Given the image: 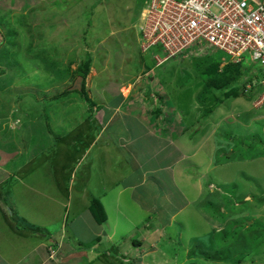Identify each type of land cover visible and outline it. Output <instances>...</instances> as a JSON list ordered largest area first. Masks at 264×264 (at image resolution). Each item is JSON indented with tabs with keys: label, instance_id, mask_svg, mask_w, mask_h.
<instances>
[{
	"label": "rangeland",
	"instance_id": "obj_1",
	"mask_svg": "<svg viewBox=\"0 0 264 264\" xmlns=\"http://www.w3.org/2000/svg\"><path fill=\"white\" fill-rule=\"evenodd\" d=\"M144 1L146 0H0V68L5 71L0 76V255L7 259L11 258L12 247L18 245V235L12 230L25 237L19 227L8 228L7 223H14V220L7 218L10 214V200L6 199L5 203V195L1 191L9 176L12 175L11 179L14 180L25 177L39 182L42 177L54 172V176H50L55 181L68 183L69 176L55 175L56 172L59 173L61 167L69 170L73 166L71 155H76L74 148L81 146L83 136H97L102 129L100 121H107L111 115L112 126L105 134L101 133L102 139L88 156L91 172L82 174L79 165L74 175L77 179L86 181L90 195L94 196L97 187H108L107 185H112L111 180H117L128 173L129 164L127 166L125 159L120 160L122 170L115 174L109 172L105 159L107 155L110 163L113 161L112 157H115V143H111L109 136H120L125 142L124 139L131 132L121 133L119 125L122 121L123 125L134 124L130 116H126L125 122L122 120L123 110L116 114L119 107L128 108L133 113L141 111L143 116L145 113L152 114L158 117L157 121L162 119L170 127L171 123L175 124L171 127L174 130L170 131V135L167 134L168 140L163 142V145L166 144L164 149L160 152L156 150V166L151 169L154 170L159 167L162 158H165L164 150L171 152L168 142L175 138L171 132H183L181 122L176 126L171 120L174 112L185 115L184 129L194 135L198 125L203 123L201 118L205 117L206 109L212 108L213 113L209 118H220V113L222 116L227 114L225 108L230 103L234 107L233 111L242 109L250 120H257V124L250 123L246 131H243L246 132L243 135L245 137L234 128V135L228 140L233 141V144H226L228 149L232 148L229 155L226 156L227 149L222 157L217 158L216 163L221 160L231 162L239 157L246 162L254 156L252 159L260 161L257 164L249 162L248 172L254 173L256 180L246 181L244 178L238 183L242 194L234 190L230 197L227 196L228 191L225 194L226 191L222 192L218 187L208 184L207 175L204 176V183L212 190L215 189L212 195L204 185L199 194L195 188H188L181 182L180 185L184 188H178L182 196L167 206H158L157 201L150 198V194H141L142 189L139 187L134 193L138 203L143 205L139 204L138 209L125 205L121 207L119 214L121 222L125 224L120 225L115 238L101 239L102 243H110L103 246L106 251L101 256L102 260L95 261L102 264L113 263L112 260L115 259L117 264H127L129 260L136 261L137 264H264V180L259 181L264 175V110L257 117L253 116L252 104L257 99L252 100L255 93L239 94L224 102L225 106H218L217 97L206 87V81L210 78H205L204 73L212 63L211 58L225 59L223 54L213 53L208 56L200 49L193 50L195 53L190 52L188 47L184 54L168 57L170 59L162 64L160 60L167 58V55L155 52V49L147 51L149 48L146 49V37L141 34L137 19ZM155 53L161 55L152 59ZM203 55L206 56L200 58ZM86 63V99L79 93V96L70 94L53 100L54 95L60 94L71 84L70 79ZM226 64L228 63L220 64L219 68ZM240 65L246 74L256 76L258 73L257 64L247 55ZM59 72L63 74L57 77ZM192 95L203 103L192 100ZM260 98V101H264V95ZM159 104L161 113L165 110L163 116H159L156 111ZM200 119L196 124L195 120ZM206 127L208 126L203 131H206ZM240 137L241 141L246 137L247 139L241 142L238 139ZM143 141L146 146H151V137ZM122 144L124 143L119 142V146ZM155 145L154 143V147ZM154 147H150L148 151H154ZM211 147L212 142H208L207 150ZM115 159L118 160V157ZM199 161L202 170V163H206L203 155ZM62 164L64 165L61 166ZM149 165L144 164L141 170L148 169ZM86 168L88 169L87 165ZM216 172L218 171L214 173ZM221 174L223 175V171ZM138 175L139 170L136 175L131 174L134 177ZM167 180L168 178L164 181ZM76 186L81 190L84 185L80 183L79 186L77 182ZM246 188L248 192L244 194ZM68 192H63L64 195L61 196L69 198L71 192ZM108 195L111 196L109 193ZM187 201L188 204L192 203V207L180 210ZM44 203V200H38L37 205L42 208L46 206ZM99 203L101 206L104 204L102 200ZM84 204L85 208H89L88 201H84ZM21 210L24 209L18 208V211ZM146 211H149V220L145 216ZM88 213L86 215L82 210V215L74 223L67 221L66 228V235L69 234L71 243H81L80 249L83 250L93 244L90 241V230L94 220L93 214ZM109 214H112L111 211ZM172 214L176 216L169 219V226L166 227L169 218L167 215ZM25 220L32 223L26 217ZM142 224L155 229V235L148 241L154 247L148 252L149 246L143 244L142 254L134 256L133 253L130 254L133 249L131 245L141 242L139 233ZM128 225L135 226L136 229L128 230ZM49 226L45 224L43 230L46 234H53L54 230H50ZM6 228L13 233L11 236ZM28 231L33 235L32 240L41 235L36 230ZM64 231L62 230V235ZM124 239L127 244H123ZM125 245L126 248L123 247ZM92 257L94 258L93 255ZM34 258L35 255L29 256L23 264H32Z\"/></svg>",
	"mask_w": 264,
	"mask_h": 264
},
{
	"label": "crops",
	"instance_id": "obj_2",
	"mask_svg": "<svg viewBox=\"0 0 264 264\" xmlns=\"http://www.w3.org/2000/svg\"><path fill=\"white\" fill-rule=\"evenodd\" d=\"M159 83H161V81ZM262 96L263 95H260L256 100L253 101V116L257 117L258 114L260 112H263L264 110L262 109L264 108V101H260V97ZM191 99L196 102L199 101V103H203L202 100H198L197 96L195 95H192ZM231 99H227L224 102ZM224 102L217 104L218 106H221V104L225 106ZM257 102L258 104H256ZM118 105L119 104H117V107ZM255 105H258L259 108L255 107ZM160 107L161 106H156V110ZM232 107L233 106L230 103L226 105L225 109L227 110V114H225V116H222V114L220 113V118H209L208 116L213 113L211 111L212 108L209 107V109H206L205 117L201 118L203 123L198 125V129L195 130L194 135H191L188 129H184V122L186 121L185 115L183 113L180 114V112L178 111L176 113L174 112L172 114L171 120L176 123V126H179L181 122V125L183 126V132H171V135L175 137L174 140L176 139V141H169L168 146L170 147L171 152L174 153L171 154V152H166L164 150L165 158H162L160 164H158L159 167H155L154 170L151 169L156 166V162H154V159L156 158V150L160 152L164 149V146L166 144L163 145V142L168 140L167 134L169 133L170 135V131L174 130L171 127H174L175 124L172 125L171 123L170 127L167 126V123H164V120L162 119L157 121L158 117H154L152 114L147 115V113H145L143 116L140 113L141 111L133 113L128 108L122 109V107H119L116 110V114L123 110V114L121 113L123 117L122 120H124L125 122L126 116H130L134 124L125 125L124 123L123 125V121H120L121 124L119 125L118 130L121 133L128 131L127 133L131 132V134L127 135L126 139H124L125 142H123V139L120 136H117V138L109 136V140L111 141V143H115L113 145L115 151L114 156L118 157V160L115 159V157H112L113 161L109 163L107 155L105 156V159L107 160V168L112 174H115L122 170L120 160L125 159L127 161V166L129 164L128 173L124 177L117 178V180H111L110 182L112 183V185H107L108 187L103 185L97 187L96 194L94 196L90 195V190L87 189V184H85L86 181L81 178L77 179V177H75L74 175L76 174V168L79 165H81V170L79 171H81L82 174L85 175L86 173L89 174L91 172L89 169V162L87 161L88 156L95 148L97 143H99V141L102 139L101 133L103 132L105 134L110 126H112L110 124V120L112 118L111 115L107 119V121H100L102 129L99 133H97V136H92V134L83 136L84 138L80 142L81 146H76V148H74L76 155H71V163L73 164V166L69 170L61 167L60 172H56L55 175L63 174L64 176H69L68 183L65 184L55 181L50 176V174L54 176V172L48 174L47 177H42V180L39 182L28 180L25 177L22 180H14L11 179L12 175L9 176V178H7L8 180L3 183L4 186L1 192L3 195H5V197L3 198L5 203H7L6 199L10 200L8 209L10 214L7 218L13 219L14 223H6L8 224V228L11 229L12 226L19 227L20 232L24 233L25 237H22L18 231L12 230L16 233V235H18V237H16L18 239V245L17 247H12L11 251L13 253L11 255V258L7 259L4 255H0L1 263L23 264V262H25V260L29 258V256L35 255L32 264H102L98 261L102 260L101 256H103L106 251L103 246L106 245V243L109 244L110 242L108 241L102 243L101 239H106V237L108 240H110L109 237L115 238L117 231H120V225L125 224L124 222H121V214H119L122 206L125 205L126 207L130 206L132 208H137L139 204L143 205V203H138L136 194L134 193L139 187H141L142 189L140 193L150 194V198L156 200L158 206L162 204L164 206H167L170 204V202H175L180 199V196H182V194H180V189L178 187L181 186L180 188H184L182 184L180 185L181 182H183L184 185L188 186V188H195L199 194H201V192L203 191V185L206 186L205 188H207V190L210 189L209 192L211 195L213 194L212 191L214 192L215 189L212 190L211 188H209V186L206 185L207 183L214 187H218L219 190H223L222 192L226 191L225 194H228L229 192L227 196H229L234 190L237 193L242 194L243 191L238 188V183L244 178L246 181L250 179L252 181L256 180V178L254 177V173L248 172V168L250 167L248 166L250 165L249 162L252 161V164H257L260 160L258 161L257 159H252L254 156L252 158L250 157L251 160H248L246 162L243 158L240 157L237 160L235 158V160H232L231 162H228V160L226 159V162L224 160H221L220 163H216V160L219 156L222 157V153L228 149V145L226 147V144L228 142H231V140H228L231 135H234V128H237L239 134L243 136L246 133H243V131H246L250 123L255 122L257 124V120H250L247 113H243L242 109H235L236 111H233L234 107ZM112 108V111H114L115 106H113ZM169 109L172 110L170 107ZM163 111L161 114L162 116L164 114ZM201 119L195 120V123L197 124L199 121H201ZM70 125L72 124L70 123ZM205 126L208 127H206L207 129H205L206 131H203ZM150 137L152 141L151 146H146L143 140H146L148 138L150 139ZM247 137L244 138V140H246ZM56 138L59 139V137ZM238 139L240 141L242 140L241 137ZM244 140L241 142H244ZM119 142H122L124 144L119 146ZM208 142H212V147L210 150H207ZM154 143L156 144L155 147ZM231 144H233V141L231 142ZM150 147H154V151H148ZM78 148H80V151H78ZM82 148H84V150H81ZM231 149L232 148L228 149V154H226V156L229 155ZM202 155L204 156V161L207 164L202 163L203 169L200 170L199 160ZM197 159L198 161H196ZM147 163L148 165L149 163L152 164L149 165L150 167L148 169L142 171V167ZM63 165L64 164H62L61 166ZM86 165L88 169L86 168ZM138 170L140 173L138 177L131 176V174L136 175ZM215 171H218L216 173H218L219 175L214 173ZM222 171L223 175L226 176L228 174V176L224 177L221 174ZM205 175L209 177L207 183H204ZM261 177L262 179H260L259 181L262 182L264 180V175ZM167 178L168 180L164 181ZM77 182H79V186L80 183L84 185L83 188L81 187V190H79L80 188L78 189V187L76 186ZM65 191L66 193L68 191L71 192L69 198L61 196V194L64 195L63 192ZM247 192L248 190L246 188L244 194H246ZM108 193L111 194V196H109ZM58 195H60V197ZM38 200H44V204H46V206L42 208L39 207V205H37ZM93 200H98L99 202L101 200L103 201L104 204L102 205V209L105 220L104 222H102L103 224H98L93 218L94 224L93 227H91L92 230H90V232L92 233L90 241L93 244L87 246L86 248L88 249L84 248L85 250H83L80 249L82 247L81 243L79 244L76 241L73 245L71 243V239L69 238V234L66 235L67 221L69 220L70 224L74 223V220L79 219V217L82 215V210L83 213L85 211L86 215L89 214L88 212H91L90 205ZM84 201L89 202V208H85ZM79 204L80 206H78ZM105 206L108 215L106 214ZM185 207L191 208L192 203L188 204L187 201V203L183 207H180V210L184 209ZM18 208L24 210L18 211ZM109 211H111L112 214H109ZM145 216L148 217V220L151 218L149 215V211H146ZM167 216H169V218L166 227L169 226V219L172 220L176 215L172 214ZM25 217L29 220H32V223L26 221ZM189 218L190 216L187 217V219ZM128 223L130 224L131 222L129 221ZM45 224L50 225V230H54L53 234H46L45 230H43ZM127 227L128 230L136 229L135 226L131 225H128ZM140 227L141 232L139 233V237L141 239V242H137L136 244L131 245L133 246L131 247L133 249L130 250V254L133 253L134 256H136V254H142L141 247L143 244L147 247L149 246L148 252L154 247V244H149L148 241L155 235V229H151V227H147L144 224H142ZM106 228L108 230H106ZM28 229L36 230L41 234L40 237L38 236L36 240H34L35 238H33L32 240L31 238L33 235L31 236L29 234L30 232L28 231ZM9 230L10 229H8L7 232H9L11 236L13 233H11ZM62 230H65L63 232V235ZM2 242L5 243V241L3 240ZM123 242V244H127L125 243V239ZM28 244H31V246H28ZM111 245L113 246V244ZM123 247L126 248V245ZM137 250L139 252H137ZM92 255L94 256V258L92 257ZM112 261L113 263L109 262L107 264H117L116 259ZM155 262H157V260ZM151 263H153L152 258ZM127 264H137V262L129 260Z\"/></svg>",
	"mask_w": 264,
	"mask_h": 264
},
{
	"label": "built area",
	"instance_id": "obj_3",
	"mask_svg": "<svg viewBox=\"0 0 264 264\" xmlns=\"http://www.w3.org/2000/svg\"><path fill=\"white\" fill-rule=\"evenodd\" d=\"M138 25L147 51L153 48L167 55L162 64L188 47L190 52L200 49L208 56L221 53L226 63L233 64L247 55L257 64L264 87L263 0H147ZM160 55L155 53L153 59Z\"/></svg>",
	"mask_w": 264,
	"mask_h": 264
},
{
	"label": "trees",
	"instance_id": "obj_4",
	"mask_svg": "<svg viewBox=\"0 0 264 264\" xmlns=\"http://www.w3.org/2000/svg\"><path fill=\"white\" fill-rule=\"evenodd\" d=\"M211 61L212 63L206 68L207 71L204 73V75H206L205 78L206 77L210 78L209 80L206 81L207 82L206 87L208 91H210L213 95L217 97L216 100L218 104L224 102L227 99L236 98L238 97L239 94L251 95L252 93H255V97L252 99L254 100L264 92V88L260 86L257 78L244 79V77H246V73L243 72V69L240 65L241 63L234 65L233 63H228L223 67L219 68L220 64H222V60L211 58ZM4 73L5 71L0 68V76L3 75ZM62 74L63 72H59L57 77H59ZM87 75H88V63L78 68V70L75 72V75L70 79L71 84L65 87V89L60 94L54 95L53 100L62 99L64 97L69 96L70 94L79 96L78 95L79 93H81L83 98L86 99L84 87H85V79ZM78 77L82 78L81 89L79 91L77 90L70 91V88L73 86L74 81ZM248 86L250 87L249 89H247ZM156 111H158V115L162 114L160 108L157 109ZM90 211L93 214L94 220L98 224L104 222L105 216L103 214L102 206L98 200H93L91 202Z\"/></svg>",
	"mask_w": 264,
	"mask_h": 264
},
{
	"label": "clouds",
	"instance_id": "obj_5",
	"mask_svg": "<svg viewBox=\"0 0 264 264\" xmlns=\"http://www.w3.org/2000/svg\"><path fill=\"white\" fill-rule=\"evenodd\" d=\"M146 2V1H145ZM144 2V3H145ZM143 6H144V4H143ZM140 12H141V10L138 12V16H137V19L139 20V14H140ZM151 52V51H150ZM153 59V58H152ZM224 61V62H223ZM224 63H226V60H224V59H222V64H224ZM223 67V66H222ZM258 74V73H257ZM257 74H256V76H254L253 74H246V77H244V79H249V78H257V80L259 81V84H260V80H259V77L257 76ZM260 86L262 87V85L260 84ZM250 87L248 86L247 87V89H249ZM264 88V87H263ZM261 95H264V92L261 94ZM159 106H160V104H159Z\"/></svg>",
	"mask_w": 264,
	"mask_h": 264
},
{
	"label": "water",
	"instance_id": "obj_6",
	"mask_svg": "<svg viewBox=\"0 0 264 264\" xmlns=\"http://www.w3.org/2000/svg\"><path fill=\"white\" fill-rule=\"evenodd\" d=\"M263 4H264V0H263ZM81 85H82V78L81 77H78L74 81V84L70 88V91H76V90L79 91L81 89Z\"/></svg>",
	"mask_w": 264,
	"mask_h": 264
},
{
	"label": "bare ground",
	"instance_id": "obj_7",
	"mask_svg": "<svg viewBox=\"0 0 264 264\" xmlns=\"http://www.w3.org/2000/svg\"><path fill=\"white\" fill-rule=\"evenodd\" d=\"M195 57V56H194ZM175 58V57H174ZM193 58V57H192ZM234 65V64H233ZM258 84V83H257ZM127 93V91H125V93L124 94H126Z\"/></svg>",
	"mask_w": 264,
	"mask_h": 264
}]
</instances>
